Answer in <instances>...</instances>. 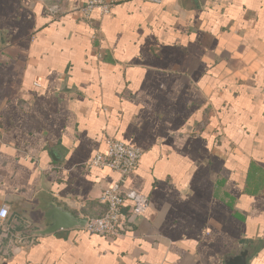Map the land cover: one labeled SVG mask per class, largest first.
<instances>
[{
	"label": "crops",
	"instance_id": "0c3cea01",
	"mask_svg": "<svg viewBox=\"0 0 264 264\" xmlns=\"http://www.w3.org/2000/svg\"><path fill=\"white\" fill-rule=\"evenodd\" d=\"M114 1L0 0V207L29 237L0 230V264H264V0ZM108 138L143 150L125 187L147 210L39 234L48 201L103 212Z\"/></svg>",
	"mask_w": 264,
	"mask_h": 264
},
{
	"label": "built area",
	"instance_id": "2783aa9c",
	"mask_svg": "<svg viewBox=\"0 0 264 264\" xmlns=\"http://www.w3.org/2000/svg\"><path fill=\"white\" fill-rule=\"evenodd\" d=\"M79 5V14L82 19L91 20L97 12L100 15H109L116 2L114 0H73ZM162 2V0H150ZM48 13L59 18L64 13V8L55 3L47 7ZM143 156V150L124 141L108 138L105 150L97 152L88 162L89 167L110 169L119 173L117 182L106 187L103 191L101 202L104 205L103 212L97 216L87 217V226L84 228L91 233L107 237H118L125 231L133 217L143 214L149 206V198L136 190L126 188L127 178L137 169ZM129 205L130 212L125 208ZM9 207H0V230L7 232L18 242L26 243L29 237L19 235L7 226Z\"/></svg>",
	"mask_w": 264,
	"mask_h": 264
},
{
	"label": "water",
	"instance_id": "95a60500",
	"mask_svg": "<svg viewBox=\"0 0 264 264\" xmlns=\"http://www.w3.org/2000/svg\"><path fill=\"white\" fill-rule=\"evenodd\" d=\"M46 209L45 217L51 222L46 228L39 230L38 233L41 235L50 234L60 229L85 228L87 226V218L74 215L60 202L48 201ZM247 260L248 253L244 251L236 257L229 258L226 264H247Z\"/></svg>",
	"mask_w": 264,
	"mask_h": 264
}]
</instances>
